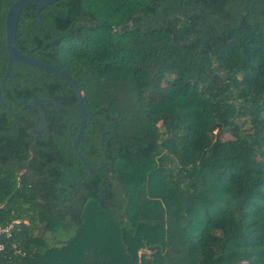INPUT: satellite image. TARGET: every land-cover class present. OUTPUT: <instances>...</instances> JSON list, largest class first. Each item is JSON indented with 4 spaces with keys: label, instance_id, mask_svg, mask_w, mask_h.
<instances>
[{
    "label": "trees",
    "instance_id": "1",
    "mask_svg": "<svg viewBox=\"0 0 264 264\" xmlns=\"http://www.w3.org/2000/svg\"><path fill=\"white\" fill-rule=\"evenodd\" d=\"M15 44L77 84L90 173L70 85L13 61L0 226L18 222L0 264H264V0L30 4ZM37 98L69 107L36 102V130Z\"/></svg>",
    "mask_w": 264,
    "mask_h": 264
},
{
    "label": "water",
    "instance_id": "2",
    "mask_svg": "<svg viewBox=\"0 0 264 264\" xmlns=\"http://www.w3.org/2000/svg\"><path fill=\"white\" fill-rule=\"evenodd\" d=\"M56 0H14L12 1L4 16V43L0 44V53L6 52L7 60L6 65L4 68L3 73L0 77V88L5 79L8 77L9 72L11 70V65L13 61H16L20 63L25 69L27 66L35 67L42 69L44 71H47L49 73H52L63 80H65L70 87L72 88L75 96V101L71 106H76L79 111V119L78 120H72L67 125L68 128L71 124H75L77 126V133L75 137H71V149L73 150V153L76 155V157L83 163L85 166L87 173H90V166L87 163V161L83 158V156L78 151V142L80 138L83 136V127L86 121V109L85 105L83 103L81 92L77 86V84L73 81V79L66 74L64 71L59 69L58 67L45 62L43 60H39L33 57L26 56L22 54L16 47L15 44V28H16V22L19 16L20 11L22 8H24L27 5L33 4L35 5V13L37 14L39 11V8L43 5H46L50 2H54ZM180 1V0H179ZM240 1V0H239ZM36 102H43V103H51L55 107L60 108H67L69 106H61L58 103H55L50 98H37V99H30L27 102V105H29L31 108H35L38 112V119L40 121V126L36 127V130H42L45 128V123L43 120V114L40 107L36 104ZM0 105L7 109L8 112L15 115V113H12L10 108L0 99Z\"/></svg>",
    "mask_w": 264,
    "mask_h": 264
},
{
    "label": "built area",
    "instance_id": "3",
    "mask_svg": "<svg viewBox=\"0 0 264 264\" xmlns=\"http://www.w3.org/2000/svg\"><path fill=\"white\" fill-rule=\"evenodd\" d=\"M18 221L17 220H12L11 222L7 223L6 225L4 226H0V235L4 236L5 238H8L11 236V233L12 231L14 230L15 228V224L17 223ZM13 248H15V245H12ZM3 248V245L2 243H0V251L2 250ZM16 252H19L18 250H16ZM141 252H146L148 253L149 250L147 249H141L140 251H138V255L141 253Z\"/></svg>",
    "mask_w": 264,
    "mask_h": 264
},
{
    "label": "rangeland",
    "instance_id": "4",
    "mask_svg": "<svg viewBox=\"0 0 264 264\" xmlns=\"http://www.w3.org/2000/svg\"><path fill=\"white\" fill-rule=\"evenodd\" d=\"M241 124V128L242 129H246L247 128V125H248V123L246 122V121H243V122H241L240 123ZM223 136H227V134H224ZM92 205H94V203L91 201V200H89L88 202H87V204L84 206V216L87 218V216H88V213L87 212H89V208L92 206Z\"/></svg>",
    "mask_w": 264,
    "mask_h": 264
}]
</instances>
